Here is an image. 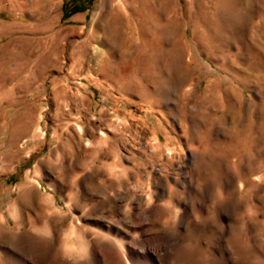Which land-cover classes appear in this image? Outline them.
Returning <instances> with one entry per match:
<instances>
[{
  "label": "rangeland",
  "instance_id": "374dc122",
  "mask_svg": "<svg viewBox=\"0 0 264 264\" xmlns=\"http://www.w3.org/2000/svg\"><path fill=\"white\" fill-rule=\"evenodd\" d=\"M36 248L264 264V0H0V264Z\"/></svg>",
  "mask_w": 264,
  "mask_h": 264
},
{
  "label": "bare ground",
  "instance_id": "6f19581e",
  "mask_svg": "<svg viewBox=\"0 0 264 264\" xmlns=\"http://www.w3.org/2000/svg\"><path fill=\"white\" fill-rule=\"evenodd\" d=\"M73 236V235H72ZM74 237V236H73ZM158 237V236H157ZM72 238V237H70ZM78 239L75 238V241L73 243V246L71 248V251H69V254L71 256H73V259L75 261V259H77V255H78V251L86 245V242L85 241H80V245L79 247L77 246H74L75 245V242H78L77 241ZM145 242L147 243L148 245V249L146 250V252L149 250V249H152V251H157L158 253H161L163 256H167L169 254V250L166 248V245H171V244H168V242H166L164 239H160V240H157V239H146ZM176 242V241H175ZM82 243V244H81ZM145 243V244H146ZM173 243V242H171ZM72 243H70L71 245ZM176 245V244H175ZM26 246V245H25ZM50 247H51V244H50ZM119 247V246H118ZM123 247V246H122ZM141 247V246H140ZM22 248H24V246L22 245ZM42 249V248H41ZM41 249H34L32 250L33 252H31L30 256H27L25 251H23L22 249H18L17 252L15 253H10L8 254L10 258L14 259L15 261H17V263H21V264H24V262H26L27 260H33L36 264H47V255L48 254H44L43 252H41L42 250ZM50 249V248H49ZM83 249V248H82ZM81 249V250H82ZM132 249V248H131ZM69 250V249H68ZM120 250V249H118ZM130 250V249H128ZM16 251V250H15ZM30 251V250H29ZM65 251V250H64ZM113 251V250H112ZM124 251V249H123ZM173 251V250H172ZM66 252V251H65ZM121 252V251H120ZM25 253V254H23ZM81 253V252H80ZM84 253V251L82 252ZM122 253V252H121ZM124 253V252H123ZM145 253V252H144ZM23 255V256H20V255ZM120 254V253H119ZM143 254V253H142ZM171 254V253H170ZM173 254V253H172ZM52 255V254H50ZM86 255V254H85ZM90 255V254H89ZM147 255V254H146ZM174 255V254H173ZM88 256V255H87ZM87 256H84V260L83 261V264H98L94 254H91V256H89V258ZM121 256V255H119ZM123 256V255H122ZM127 256V255H126ZM125 256V257H126ZM130 256V255H129ZM176 256V255H174ZM173 256V257H174ZM53 257V256H52ZM76 257V258H75ZM117 258V257H116ZM129 258V257H128ZM168 258V257H167ZM149 261H152V258L151 257H148ZM78 260V259H77ZM130 260V259H129ZM177 260V259H176ZM50 261V260H49ZM71 262V261H70ZM77 263V262H76ZM32 264V263H31ZM49 264V263H48ZM78 264H81V262H79ZM148 264H153V261L152 263H148ZM178 264V263H177ZM181 264V263H180Z\"/></svg>",
  "mask_w": 264,
  "mask_h": 264
},
{
  "label": "trees",
  "instance_id": "16d2710c",
  "mask_svg": "<svg viewBox=\"0 0 264 264\" xmlns=\"http://www.w3.org/2000/svg\"><path fill=\"white\" fill-rule=\"evenodd\" d=\"M67 4H63V11H64V14H63V16H65V13L66 14H69V13H72L73 11H74V9H67Z\"/></svg>",
  "mask_w": 264,
  "mask_h": 264
}]
</instances>
